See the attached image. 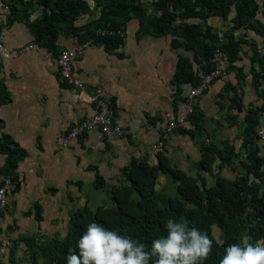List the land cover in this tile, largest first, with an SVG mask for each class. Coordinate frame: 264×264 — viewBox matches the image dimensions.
<instances>
[{
    "label": "crops",
    "instance_id": "crops-1",
    "mask_svg": "<svg viewBox=\"0 0 264 264\" xmlns=\"http://www.w3.org/2000/svg\"><path fill=\"white\" fill-rule=\"evenodd\" d=\"M25 1L32 2V10L26 14L27 21L31 23L41 19L43 11L35 4L36 0ZM86 1L90 11L77 19L76 27L86 25L99 17V9L94 7L91 0ZM155 1L141 0V4L148 14L158 16L159 13L152 10V3ZM10 13L7 4L0 0V26L3 27L0 36L5 48L16 49L33 42V36L23 19L17 18L11 27H5ZM234 15L235 12L232 11L226 22L217 17L209 18L207 24L215 32H224L232 26L230 19ZM256 18L264 21L261 13L257 14ZM185 22L195 24L200 21L188 19ZM140 25L138 19H132L126 25L125 44L117 50L124 58L106 53L100 44L94 46L90 45V42L83 43L84 38L81 43L76 37H58V52L77 49L75 72L86 85L84 93L60 84V75L54 62L56 56L44 48L38 47V51L8 60H2L0 57V78L4 80L11 95V103L0 107V120L4 123L0 133L10 135L28 154L16 170L19 190L16 193L11 191L10 205L4 213L0 212V242L8 240L10 245L11 241L16 243L13 261L9 260V247L1 255L2 264H31L27 247L21 239L33 237L38 243L55 237L62 239L67 234L70 216L77 210L85 206L91 211L98 207H111L112 202L107 191L123 183L121 172L132 158L146 159L151 165H156V153L165 151L173 167L190 176L199 172L208 187L215 184L217 176L234 179L227 177L229 172H233L231 168L227 165L220 168L219 160L215 163L212 174L201 169L197 136L191 139L175 131L163 147L164 150L153 149L160 136V128L163 125L161 121L164 123L161 114L177 115L183 112V104L177 98L176 112L173 106L172 77L177 56L180 54L176 53L178 50L171 48L170 35L161 38L144 36L136 42L135 36ZM234 36L236 39L248 41V44L255 43L258 46L262 43V38L253 31L240 29L234 32ZM131 37L132 53L125 51ZM248 44H242L241 48L248 49ZM47 54H50L51 58L46 60L44 55ZM252 55L253 52H250L249 58L243 57V64H248L249 69ZM239 56L242 59L241 53ZM240 63L242 64L241 61L237 62L236 66L244 69ZM243 72L246 76L245 70ZM227 82L236 84L234 73L228 74ZM227 82L219 79L210 86L209 90L213 91L208 105L202 107L203 100L197 101L205 121L210 112L215 113L211 109V101L224 94L229 97L232 95L224 92L223 87ZM97 85H102L107 95L113 99L115 121L124 129L125 134L120 138L106 139L95 129L72 141L67 148L60 149L59 140L62 135L75 123L93 114V108L87 100L89 93ZM188 89V85L183 86L182 97ZM243 90V106L246 109L250 104L248 94L253 93L257 98L251 85L250 73L245 79ZM229 97L225 98V107L218 108V105H215L218 110H230ZM205 108L210 111L209 114ZM189 129H192L191 125ZM261 133L264 134V131ZM174 137L179 141L177 146L171 144ZM38 140L41 149L37 146ZM4 161V155L0 154V166ZM94 169H97L104 179V188H94ZM51 189H56L57 193L51 195ZM155 195L160 208L166 207L168 198L177 197L176 184L170 175L161 172L157 174ZM36 203L42 209L40 222L34 217L33 206ZM19 204H22V210L16 211ZM6 211L12 214H7ZM29 211L31 215L27 216ZM26 220L33 222L31 231L26 229ZM38 262L43 264L41 259Z\"/></svg>",
    "mask_w": 264,
    "mask_h": 264
},
{
    "label": "trees",
    "instance_id": "trees-1",
    "mask_svg": "<svg viewBox=\"0 0 264 264\" xmlns=\"http://www.w3.org/2000/svg\"><path fill=\"white\" fill-rule=\"evenodd\" d=\"M99 9V17L81 27H76L77 19L90 11L86 0H36L35 4L42 8L41 19L27 21L26 4L24 0H10L8 7L11 13L4 24L11 27L17 18L24 20L33 36V42L54 56L58 55L57 39L59 36L76 37L82 43L99 46L108 54L124 58L117 50L125 44V30L132 19L141 22L136 32L135 40L139 42L144 36L161 38L172 36L171 48L192 53V60L187 56H177L175 72L172 77L173 106L177 111V101H184L183 86L196 87L201 76L212 70L211 58L216 50L222 53V59L227 67V74L234 73L236 84L225 83V93L229 97L230 110L244 113L242 121V136L240 151L244 157L240 166L244 174H238L234 161L238 158L235 147L227 140L220 142H202L200 144L199 165L204 172L213 173L217 160L219 167L227 165L235 173L233 180L217 176L215 184L208 187L205 178L199 172L190 176L184 171L173 167L165 151L156 153L157 164L151 165L146 159L132 158L121 172L123 183L107 191L112 206L98 207L91 211L87 206L77 210L70 216L68 231L64 238H52L38 243L35 238H23L27 247L31 264H67L69 248H76L77 243L89 223L96 221L105 227L126 235L133 240L145 244L150 249L154 239L167 235L165 222L169 219L175 222H187L189 228H197L207 233L213 241L210 256L202 264H220L226 254V248L231 244H241L242 233L250 237V243L264 239V192L261 182H264V155L260 156V148L255 140L258 138L257 128L264 113V105L243 106V86L246 76L236 63L241 61L239 53L242 44H248L244 39H236L234 32L240 29L253 31L262 38L264 47V21L256 16L261 13L264 19V0H156L152 10L159 15L148 14L141 0H91ZM21 9H20V8ZM235 15L230 19L232 26L223 33V37L207 24L209 18H221L228 21L231 12ZM199 20V23H186L185 20ZM179 24L176 25V23ZM3 27L0 26V30ZM98 29L113 31L112 36H97ZM123 32V37L117 35ZM253 55L250 57L251 85L256 94L261 97L260 87L264 82V53L260 54L255 43H249ZM222 49V51L220 49ZM193 65L198 69L194 70ZM257 65V67H255ZM220 79V78H219ZM219 79L213 81L212 85ZM60 84L65 86L58 78ZM176 98L178 100H176ZM11 103V95L0 78V107ZM114 111V101L112 99ZM231 120L235 116L229 117ZM204 114L195 105L194 113L189 117L192 129H179V133L194 139L198 132L203 131ZM4 123L0 120V130ZM37 146L41 149L39 140ZM164 150V148H163ZM0 154L5 161L0 166V176L12 178L14 189L19 190L17 173L19 163L28 154L26 150L8 134L0 133ZM95 170V169H94ZM161 172L170 175L175 184L177 197H170L167 205L160 208L156 201L155 185L157 174ZM79 185V183H78ZM105 181L95 170L94 188H104ZM51 195L56 189L49 190ZM41 206H33L34 217L40 222ZM31 215V211L26 213ZM215 226L220 232V242L213 234ZM10 229V228H9ZM1 233V228H0ZM222 242V243H221ZM16 243L10 249L9 260L13 261ZM78 253V249H77ZM2 264V263H0ZM149 264H154V259Z\"/></svg>",
    "mask_w": 264,
    "mask_h": 264
},
{
    "label": "clouds",
    "instance_id": "clouds-1",
    "mask_svg": "<svg viewBox=\"0 0 264 264\" xmlns=\"http://www.w3.org/2000/svg\"><path fill=\"white\" fill-rule=\"evenodd\" d=\"M166 237L152 241L150 249L96 221L89 223L76 248L68 249L67 264H202L211 254L213 241L207 233L189 228L187 222H165ZM231 244L220 264H264V239ZM222 243V242H221ZM78 249V253H77Z\"/></svg>",
    "mask_w": 264,
    "mask_h": 264
},
{
    "label": "built area",
    "instance_id": "built-area-1",
    "mask_svg": "<svg viewBox=\"0 0 264 264\" xmlns=\"http://www.w3.org/2000/svg\"><path fill=\"white\" fill-rule=\"evenodd\" d=\"M8 5L10 0H3ZM97 36H112L113 31L98 29L95 31ZM118 36L123 37V32H118ZM38 46L34 43H28L16 49H6L0 36V57L2 60H8L13 57L22 56L31 51H38ZM47 60L51 58L50 54L44 55ZM77 60V49H64L58 53L54 62L60 75L61 82L71 87L73 90L84 93L86 85L80 80L75 72V63ZM212 70L201 76V81L196 87L189 86V89L183 96V112L177 115H168L162 113L164 124L160 132L157 143L153 146L154 150H161L171 138V135L179 129H189V117L194 113L196 102L203 96L212 85L213 81L219 79L225 69V62L222 59V53L216 50L211 58ZM87 102L93 108V114L84 118L71 126L59 140V148L65 149L70 143L80 136L89 133L92 130H98L106 139L120 138L125 134L124 129L115 121L112 109V99L107 95L102 85L95 86L88 95ZM262 134V133H261ZM12 178L9 176H0V212H4L10 205L9 195L13 189ZM8 240L0 242V261L3 251L10 247Z\"/></svg>",
    "mask_w": 264,
    "mask_h": 264
},
{
    "label": "rangeland",
    "instance_id": "rangeland-1",
    "mask_svg": "<svg viewBox=\"0 0 264 264\" xmlns=\"http://www.w3.org/2000/svg\"><path fill=\"white\" fill-rule=\"evenodd\" d=\"M24 3L26 4L25 7H26V14H27L28 11L32 10V7H30L32 5V2L25 1ZM216 33L219 35L220 38L223 37V33H224L223 31H217ZM128 37H129V35H128ZM131 42H132V37L130 39V42L128 39V42L125 46L126 52L132 53L133 47L131 45ZM244 48H246V47H244ZM244 48L243 49L240 48L241 49L240 53L242 55V59H241L242 64L241 63L240 64L243 66V68H244L243 70H245L246 77H249V73H250L249 65L243 64V57L249 58L248 53L252 52V49L250 47L248 49H244ZM220 50L222 51V49H220ZM257 50L260 54L264 53V47L262 46L261 42L257 46ZM176 53L183 55V56H187L190 58V60H192V53L191 52H185L183 50H178ZM227 67H228V65H225V69L223 71V74L220 77V80H222L223 82H227V78H228V74L226 73ZM255 67H257V65ZM193 68H194V70L198 69V67L195 65H193ZM212 91L213 90L210 89V90H208L206 95H203L200 97V99L203 100L201 103L202 107L204 105H208V103L210 102V99L212 97ZM260 93L262 96L259 97L257 95V98L254 96L253 93L248 94V95H250L248 97V100L250 101L251 104L257 105V106L264 105V82L262 83V85L260 87ZM228 97L229 96L227 94H224V95H221V97H219L217 100L214 99L213 101H211V109L213 111H215V113L212 114L209 110H207V108L204 109L207 112V114H209L208 112H210V114L208 115L206 121L203 122V131L197 133L196 143L201 144L202 142H207L208 140H210L212 142H217V141H221V140L229 141L235 147L236 151L238 152V158L234 161V167H236L238 174H244L245 172L240 166V161H242V159L244 157V155L242 154L243 152L240 151V143H241V136H242V120L241 119H242L244 113L243 112L238 113V112L231 111V110L227 111V110H223V109L218 110L219 107H225L226 106L227 102L225 101V98H228ZM247 101H246V103H247ZM196 105H197V102H196ZM215 105H218V108ZM245 108H247V107H245ZM233 115H235L236 118H234V120H231L229 117L233 116ZM162 121H161V123L164 124ZM162 127H163V125H162ZM162 127L160 129H162ZM262 131H264V113L261 116L260 124L257 128L258 138L255 140L256 145L260 148V156L264 155V138H263L264 134H261ZM160 132H161V130H160ZM171 144L176 145V146H177V144H179L177 137L172 138ZM195 149L197 150V147ZM198 156H199V154H198ZM227 177H229L230 179H233V178H235V173L229 172ZM261 188H262V191L264 192V182H261ZM166 191L168 193L169 189ZM60 197L61 196H59V198H58L59 201H61ZM22 207H23L22 204H19L16 211L22 210ZM6 212H7V214H10V215L12 214L11 212H8V211H6ZM25 226H26V229L28 231H31V229L33 227V222H29V220H26ZM212 234H213L214 238L218 242H220V232H219L217 227H215V226L212 227ZM244 235L245 234L242 233L239 237L241 242H242V238ZM12 246H13V242L11 241L10 249H12ZM0 263H2V262H0Z\"/></svg>",
    "mask_w": 264,
    "mask_h": 264
},
{
    "label": "water",
    "instance_id": "water-1",
    "mask_svg": "<svg viewBox=\"0 0 264 264\" xmlns=\"http://www.w3.org/2000/svg\"><path fill=\"white\" fill-rule=\"evenodd\" d=\"M102 43L100 42V45H101Z\"/></svg>",
    "mask_w": 264,
    "mask_h": 264
}]
</instances>
